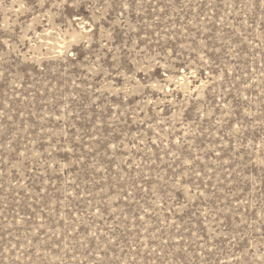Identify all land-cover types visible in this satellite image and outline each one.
<instances>
[{
    "label": "rangeland",
    "instance_id": "obj_1",
    "mask_svg": "<svg viewBox=\"0 0 264 264\" xmlns=\"http://www.w3.org/2000/svg\"><path fill=\"white\" fill-rule=\"evenodd\" d=\"M0 264H264V0H0Z\"/></svg>",
    "mask_w": 264,
    "mask_h": 264
}]
</instances>
